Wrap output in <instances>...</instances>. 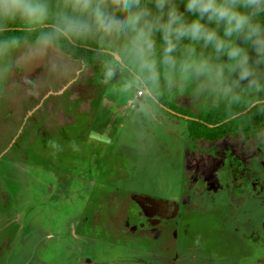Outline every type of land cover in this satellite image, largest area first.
<instances>
[{"label": "rangeland", "instance_id": "obj_1", "mask_svg": "<svg viewBox=\"0 0 264 264\" xmlns=\"http://www.w3.org/2000/svg\"><path fill=\"white\" fill-rule=\"evenodd\" d=\"M99 67L0 56V264H264V129L194 146L176 112L226 102Z\"/></svg>", "mask_w": 264, "mask_h": 264}, {"label": "clouds", "instance_id": "obj_2", "mask_svg": "<svg viewBox=\"0 0 264 264\" xmlns=\"http://www.w3.org/2000/svg\"><path fill=\"white\" fill-rule=\"evenodd\" d=\"M11 21L34 33L37 51L96 41L112 45L103 79L124 87L189 89L264 112V0H0V32ZM23 38L0 39V56Z\"/></svg>", "mask_w": 264, "mask_h": 264}, {"label": "trees", "instance_id": "obj_3", "mask_svg": "<svg viewBox=\"0 0 264 264\" xmlns=\"http://www.w3.org/2000/svg\"><path fill=\"white\" fill-rule=\"evenodd\" d=\"M6 27V31L0 32V39L18 36L23 38V43L34 41L35 34L25 32L22 24L18 21H11ZM57 47L63 52L83 60L87 65L94 67H99L111 59V49L99 45L96 46L90 42L74 46L61 44ZM148 90L158 104L168 108L163 102L162 94L152 92L150 88ZM176 113L182 118H187L188 134L192 140L215 141L238 132L251 136L260 133L264 129V112L248 108L245 101L231 105L222 103L212 108L205 118L200 119L188 113Z\"/></svg>", "mask_w": 264, "mask_h": 264}, {"label": "crops", "instance_id": "obj_4", "mask_svg": "<svg viewBox=\"0 0 264 264\" xmlns=\"http://www.w3.org/2000/svg\"><path fill=\"white\" fill-rule=\"evenodd\" d=\"M59 48V47H58ZM60 49V48H59ZM61 50V49H60ZM65 53V52H64ZM66 55H68V56H70V57H72L73 55H70V54H67V53H65ZM74 58L75 59H78L79 61H81L85 66H91V65H87L83 60H81V59H79V58H77V57H75L74 56ZM104 65V64H103ZM103 65H100V66H103ZM91 67H93V68H97L98 70H99V68L100 67H94V66H91ZM102 71V70H101ZM142 89H144L145 90V94H143V96H139V92H136V90L127 98V100H126V105L127 106H129V107H131L132 109H134L135 108V106L137 105H139L140 103H143V102H145V98H148L149 96H151L152 97V95H151V93H150V91L148 90V88H144V87H141ZM141 91V90H140ZM143 92V91H142ZM144 93V92H143ZM160 93V92H159ZM160 94H162V93H160ZM177 116V115H176ZM178 117H180V116H178ZM180 118H182V117H180ZM184 119V118H183ZM184 120H186L187 121V118H185ZM187 123V122H186ZM186 130H187V133H188V124H186ZM231 136V135H230ZM229 137V136H228ZM186 140H188V142H190L192 145H194V146H200V144H203L204 143V141L203 140H192L190 137H189V134H188V136H187V138H186ZM224 140H226V141H229V139L227 138V137H225V138H223V139H219V140H215V141H209V142H213V143H215V142H222V141H224ZM203 141V142H202ZM208 140H205V142H207ZM230 141H231V139H230Z\"/></svg>", "mask_w": 264, "mask_h": 264}, {"label": "built area", "instance_id": "obj_5", "mask_svg": "<svg viewBox=\"0 0 264 264\" xmlns=\"http://www.w3.org/2000/svg\"><path fill=\"white\" fill-rule=\"evenodd\" d=\"M138 94H139V96H143L144 93L142 91H139Z\"/></svg>", "mask_w": 264, "mask_h": 264}, {"label": "water", "instance_id": "obj_6", "mask_svg": "<svg viewBox=\"0 0 264 264\" xmlns=\"http://www.w3.org/2000/svg\"><path fill=\"white\" fill-rule=\"evenodd\" d=\"M246 113V112H245Z\"/></svg>", "mask_w": 264, "mask_h": 264}]
</instances>
